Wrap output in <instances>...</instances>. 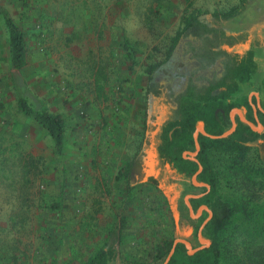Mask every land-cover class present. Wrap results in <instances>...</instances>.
Returning a JSON list of instances; mask_svg holds the SVG:
<instances>
[{
    "label": "rangeland",
    "instance_id": "1",
    "mask_svg": "<svg viewBox=\"0 0 264 264\" xmlns=\"http://www.w3.org/2000/svg\"><path fill=\"white\" fill-rule=\"evenodd\" d=\"M239 3L0 0L25 42L15 83L0 13V264H86L113 241L115 264H145L159 243L175 238V217L190 222L183 233L191 230L185 197L199 191L191 178L163 170L167 186L128 185L119 170L142 152L145 176L159 173L152 161L153 132L144 131V121L155 126L166 111L147 94V83L160 78L178 89L176 76L185 68L184 40L177 34L184 23ZM223 25L262 42L252 83L232 100L264 94V0H252ZM18 93L34 108L62 116L61 151L19 110ZM252 147L264 163V140ZM211 162L221 197L263 211L260 176L252 184L217 149L211 150ZM240 218L225 233L221 264H252L247 237L235 227Z\"/></svg>",
    "mask_w": 264,
    "mask_h": 264
},
{
    "label": "trees",
    "instance_id": "2",
    "mask_svg": "<svg viewBox=\"0 0 264 264\" xmlns=\"http://www.w3.org/2000/svg\"><path fill=\"white\" fill-rule=\"evenodd\" d=\"M252 0H240V3L226 12L200 13L192 16L177 34L184 43L197 42L198 48L194 59L199 66L204 67L216 62L220 63L221 72L211 79H188L183 89L173 97L162 123L154 137L155 169L159 173L145 176L143 167V153L135 155L119 170V179L125 184L136 183L149 186H167L163 170L191 178L198 170V163L202 166L196 177L197 182L206 186H197V197L189 198L194 212L201 205H206L212 215L202 228V236L210 242L192 254L185 245L177 243L167 264H221L225 233L230 229L233 218L241 217L238 225L249 243V256L252 264H264V209L251 205H242L221 197L218 193V177L211 162V150L217 149L226 155L232 168H239L246 172L251 183L255 185L260 176L264 184V163L260 153L253 150L252 145L258 140H264V111L257 110L258 121L262 125L261 131L253 130L246 122L235 115L236 128L226 137L211 138L198 133L199 152L196 155L198 163L191 160L184 152H194L193 133L198 125L209 135H220L231 127L230 112L233 108H241L244 117L256 125L253 109L245 96L239 102L232 100L233 96L245 85H250L258 71L256 51L261 47V40L251 38L249 33L239 29H228L223 22L241 14ZM8 30L9 64L16 83V75L24 64L25 42L20 28L14 23L7 10L0 8ZM147 91L159 96V84L150 80ZM19 110L32 118L52 138L57 151H61L64 135V122L60 114H52L31 106L26 98L18 93ZM255 99H252V103ZM154 126L144 121V131L154 130ZM150 141V139H149ZM169 173V172H168ZM194 187V186H193ZM208 217V211L203 210L194 222L192 235L197 238L199 226ZM174 238L164 240L157 246L153 259L164 260L173 243ZM118 241V240H117ZM197 246H193L195 248ZM116 242L106 243L86 264H115L117 256Z\"/></svg>",
    "mask_w": 264,
    "mask_h": 264
},
{
    "label": "flooded vegetation",
    "instance_id": "3",
    "mask_svg": "<svg viewBox=\"0 0 264 264\" xmlns=\"http://www.w3.org/2000/svg\"><path fill=\"white\" fill-rule=\"evenodd\" d=\"M183 45H184L183 52L181 53L183 56V60H181L180 64L181 66L185 68V71L179 74V76H176V77H179V82H180V85L178 86L179 88L174 89L171 83L167 81L164 82L160 80V78H157V79L150 78L149 81L156 80L159 84V96H154L152 93L147 91V86H146L147 94L150 96L152 100L161 104V106L165 109L166 113L169 112V106L172 105L173 103V97L176 96L178 92H180L183 89L186 80H188L189 78L190 79L197 78V79H204V80L211 79L214 76H218L219 73L221 72V66L219 62H216L212 65L204 66V67L199 66V61H197V59H194V53L196 52L198 48L197 42H193V41L190 43L186 42ZM255 93L256 92H254V94L251 96H247L248 100H250L249 102L252 103V99H255V102L253 104H256L258 101V97H259V102L261 106L263 107L264 106V94H261L259 92L257 96ZM150 114H152L151 111H150ZM161 123L162 121H160V123L155 124L154 130H152L153 134L151 136V139H152L151 142L153 145H154V137L158 131V126ZM152 160H154V157H152ZM154 168H156L155 163H154Z\"/></svg>",
    "mask_w": 264,
    "mask_h": 264
},
{
    "label": "water",
    "instance_id": "4",
    "mask_svg": "<svg viewBox=\"0 0 264 264\" xmlns=\"http://www.w3.org/2000/svg\"><path fill=\"white\" fill-rule=\"evenodd\" d=\"M256 94V93H255ZM250 101V100H249ZM251 106H252V109H253V114H254V118L256 120V125H254L251 121L247 120L244 115L242 113H240L239 109L238 108H233L230 112V120H231V127L226 130L225 132H223L222 134L220 135H209L205 132V130L202 128V127H199L197 126L194 133H193V137H194V144H195V151L194 152H191V153H188V152H185L186 154H188L189 158L191 160H194L195 162L198 163V160L196 159V155L197 153L199 152V143H198V140H197V137H198V133H202L203 135H206V136H209L211 138H223V137H226L228 136L229 134H231L235 128H236V121H235V116L233 114V112H235L238 117L246 122L253 130L255 131H260L261 130V127L262 125L260 124V122L258 121V116H257V110H260V111H264V109L262 108L260 102H259V99L257 101L256 104H253L251 103ZM233 111V112H232ZM202 170V166L198 163V170L192 175L191 177V181H192V184L193 185H196V186H206L207 189H209V185L206 184V183H202V182H197L196 181V177L198 175L199 172H201ZM198 195H194V194H188L186 197H185V203H186V206L188 207V210H189V214L192 218L196 219L198 218L202 211L203 210H207L208 211V217L202 222V224L200 225L199 229H198V232H197V238L200 242V246L196 247V248H192L190 243L185 240V239H175L172 243V247L166 257V259L164 260V264H167L168 260L170 259L171 255L173 254L174 252V249H175V246L177 243L181 242L185 245V247L187 248V251L189 254H192L194 253L195 251L205 247V246H208L210 244L209 241H206L203 237H202V228L204 226V224L208 221V219L211 217L212 215V212L210 209L207 208L206 205H201L197 212L195 213L194 210L192 209L191 205H190V202H189V198H192V197H197Z\"/></svg>",
    "mask_w": 264,
    "mask_h": 264
},
{
    "label": "crops",
    "instance_id": "5",
    "mask_svg": "<svg viewBox=\"0 0 264 264\" xmlns=\"http://www.w3.org/2000/svg\"><path fill=\"white\" fill-rule=\"evenodd\" d=\"M258 68H259V64H258ZM246 86V85H245ZM258 94H259V92H256V95L258 96ZM250 96V95H249ZM258 99H259V97H258ZM235 108H237V107H235ZM263 109H264V106L262 107ZM239 109V111H240V113H242L243 115H244V111H243V109H242V107L241 108H238ZM233 112V111H232ZM233 114H234V116L235 115H237L235 112H233ZM238 116V115H237ZM198 125L200 126V127H202V123L200 122V123H198ZM261 130H262V127H261ZM260 130V131H261ZM185 153V152H184ZM191 153V152H190ZM186 154V153H185ZM153 155L155 156V154H154V146H153ZM153 156V157H154ZM164 174V173H163ZM150 175V174H149ZM176 175H179V174H176ZM164 176H165V174H164ZM164 180H166L165 179V177H164ZM176 216V215H175ZM192 218V217H191ZM199 218V217H198ZM192 219H194V218H192ZM197 219V218H196ZM173 222H174V227H175V229H176V234H175V238H174V240L175 239H183V238H185V240H187L189 243H190V245H191V247L193 248V246H200V242H199V240H198V238H196V239H194V237H193V235H192V230H193V226H191V230H189V232H187V233H183L182 231H183V228L184 227H186V225H187V223H190V222H188V221H186V220H184L183 219V216L182 215H180L178 218L177 217H175L174 219H173ZM192 223V222H191ZM194 223V222H193ZM191 224V225H194V224ZM200 227V226H199ZM180 237V238H179ZM203 237V236H202ZM204 238V237H203ZM205 239V238H204ZM173 240V241H174ZM194 240L195 241H197V244H195V242H194ZM206 240V239H205ZM206 241H208V240H206ZM196 248V247H195ZM166 259V258H165ZM164 259V260H165ZM164 260H161V259H156V260H154L153 258H151L150 259V261H148L147 263H145V264H164Z\"/></svg>",
    "mask_w": 264,
    "mask_h": 264
}]
</instances>
